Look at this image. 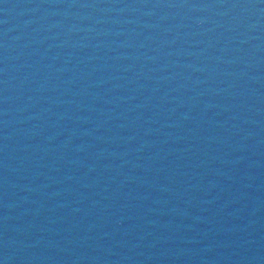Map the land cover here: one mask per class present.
Listing matches in <instances>:
<instances>
[{"label": "water", "instance_id": "obj_1", "mask_svg": "<svg viewBox=\"0 0 264 264\" xmlns=\"http://www.w3.org/2000/svg\"><path fill=\"white\" fill-rule=\"evenodd\" d=\"M0 264H264V0H0Z\"/></svg>", "mask_w": 264, "mask_h": 264}]
</instances>
